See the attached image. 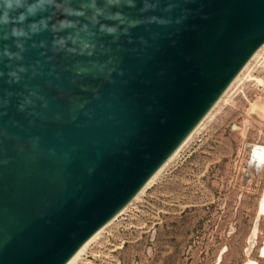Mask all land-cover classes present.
I'll return each mask as SVG.
<instances>
[{
  "label": "water",
  "instance_id": "95a60500",
  "mask_svg": "<svg viewBox=\"0 0 264 264\" xmlns=\"http://www.w3.org/2000/svg\"><path fill=\"white\" fill-rule=\"evenodd\" d=\"M147 2L92 55L0 28V264H66L264 44V0Z\"/></svg>",
  "mask_w": 264,
  "mask_h": 264
},
{
  "label": "rangeland",
  "instance_id": "374dc122",
  "mask_svg": "<svg viewBox=\"0 0 264 264\" xmlns=\"http://www.w3.org/2000/svg\"><path fill=\"white\" fill-rule=\"evenodd\" d=\"M237 78L69 264H264V45Z\"/></svg>",
  "mask_w": 264,
  "mask_h": 264
},
{
  "label": "clouds",
  "instance_id": "9594fccd",
  "mask_svg": "<svg viewBox=\"0 0 264 264\" xmlns=\"http://www.w3.org/2000/svg\"><path fill=\"white\" fill-rule=\"evenodd\" d=\"M140 2L143 4L140 12H147L151 7L147 0ZM135 7L136 0H0V28L25 25L11 27L9 34L15 38H27L42 31L63 33L56 36L54 49L71 52V46H75L81 55H92L99 36L115 40L127 27L136 25L137 21L123 11ZM148 19L162 27L168 24L164 19Z\"/></svg>",
  "mask_w": 264,
  "mask_h": 264
},
{
  "label": "bare ground",
  "instance_id": "6f19581e",
  "mask_svg": "<svg viewBox=\"0 0 264 264\" xmlns=\"http://www.w3.org/2000/svg\"><path fill=\"white\" fill-rule=\"evenodd\" d=\"M263 45H264V44H263ZM263 45H261V47H262ZM261 47H260V48H261ZM260 48H259V49H260ZM259 49H258V50H259ZM258 50L255 51V53L252 55V57L249 59V61H250V60H251V59L257 54ZM249 61L244 65V67L241 69V71L246 67V65L249 63ZM241 71L238 73V75L241 73ZM238 75L234 78V80L238 77ZM237 79H238V78H237ZM234 80H233V81H234ZM233 81H232V82H233ZM232 82L230 83V85L232 84ZM230 85L228 86V88L230 87ZM228 88H227V89H228ZM227 89H226V90H227ZM226 90H225V91H226ZM218 100H219V99H218ZM218 100H217V101H218ZM209 111H210V110H209ZM205 116H206V115H205ZM205 116H204V117H205ZM204 117H203V118H204ZM201 121H202V120H201ZM201 121H200V122H201ZM200 122L197 124V126L200 124ZM197 126H196V127H197ZM196 127H195V128H196ZM195 128H194V129H195ZM194 129H193V130H194ZM193 130H192V131H193ZM192 131H191V133H192ZM191 133H190V134H191ZM190 134L185 138V140L181 143V145L187 140V138L190 136ZM181 145H180V146H179V147L173 152V154H172V155H171V156L165 161V163H164V164H163V165H162V166H161V167H160V168L154 173V175L148 180V182L144 185V187H143V188L137 193V195H136L133 199H135V198H136V197H137V196L143 191V189H144V188H145V187H146V186H147V185L153 180V178L155 177V175H156V174L160 171V169H161V168H162V167H163V166H164V165L170 160V158L176 153V151L181 147ZM133 199H132V200H133ZM132 200H131V201H132ZM131 201H130V202H131ZM130 202H129V203H130ZM123 209H124V208H123ZM121 211H122V210H121ZM258 214L264 216V190H263V194H262V197H261V201H260V203H259ZM258 217H260V216H258ZM109 222H110V221H109ZM107 224H108V223H107ZM103 227H104V226H103ZM103 227H102V228H103ZM102 228H101V229H102ZM101 229H100V230H101ZM100 230H99V231H100ZM99 231H97V232H96V233H95V234H94V235H93V236H92L87 242H85V244H83V246H82V247H81V248H80V249H79V250L73 255V257H72V258H71L66 264L71 263V262L75 259V257L81 252V250L86 246V244H87L90 240H92V239H93V238L99 233ZM255 232H257V229H256ZM256 236H257V235H256ZM250 246H251V245H250ZM260 253H261V255L264 257V241H263V245H262L261 248H260ZM246 264H254V262L249 261V262H247Z\"/></svg>",
  "mask_w": 264,
  "mask_h": 264
},
{
  "label": "crops",
  "instance_id": "0c3cea01",
  "mask_svg": "<svg viewBox=\"0 0 264 264\" xmlns=\"http://www.w3.org/2000/svg\"><path fill=\"white\" fill-rule=\"evenodd\" d=\"M263 165H264V164H263ZM263 165H262V166H263ZM262 166H261V167H262ZM262 189H263V188H262ZM262 245H263V244H262ZM258 252L260 253V250H259ZM260 256H262L261 253H260ZM262 257H263V256H262Z\"/></svg>",
  "mask_w": 264,
  "mask_h": 264
}]
</instances>
